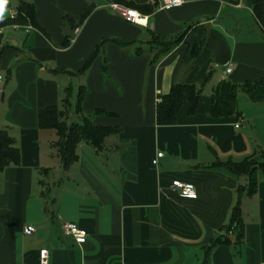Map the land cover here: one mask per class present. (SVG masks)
Returning <instances> with one entry per match:
<instances>
[{
    "label": "crops",
    "instance_id": "crops-1",
    "mask_svg": "<svg viewBox=\"0 0 264 264\" xmlns=\"http://www.w3.org/2000/svg\"><path fill=\"white\" fill-rule=\"evenodd\" d=\"M25 1L40 27L12 20L21 0H0V129L21 152L20 165L0 171V264H41V249L49 264H264V177L253 196H242L244 240L229 233V242L212 246L248 180L208 167L264 149V98L253 101L240 90V116L212 115L211 94L222 80L264 78V27L253 0H191L170 10L160 9V0H124L155 6L152 13L129 7L141 23L111 8L117 0ZM89 5L74 35L67 17L78 22ZM68 35L74 40L64 46ZM155 35L181 39L158 57ZM207 74L197 111L189 112L185 95L176 123L158 125L159 99L175 83L202 84ZM82 88L78 119L117 131L100 150L80 141L66 167L58 133L39 127L38 112L58 106L67 121ZM176 178L195 184L197 198L175 193ZM65 222L86 230L85 240L65 234ZM27 226L35 231L26 234Z\"/></svg>",
    "mask_w": 264,
    "mask_h": 264
},
{
    "label": "trees",
    "instance_id": "trees-1",
    "mask_svg": "<svg viewBox=\"0 0 264 264\" xmlns=\"http://www.w3.org/2000/svg\"><path fill=\"white\" fill-rule=\"evenodd\" d=\"M119 3L139 9L145 13H152L155 6L152 4L138 5L124 0H117ZM93 6L89 5L83 11L78 22L72 21L67 17V21L74 29L76 25L81 24L93 11ZM253 10L259 22L264 27V0H253ZM16 23L30 22L35 26H39L36 19V8L33 3L21 0L18 14L12 19ZM40 27V26H39ZM180 36V35H179ZM170 40L159 36H153V49L159 50L157 56L164 55L170 52L180 41L181 37ZM73 35H68L63 45L68 46ZM113 41L125 45L132 41H123L113 39ZM202 44L195 47L193 59L199 56ZM153 62V61H152ZM88 64L77 72L83 73ZM210 74V73H209ZM209 74L202 84H189L184 82L175 83L170 92L161 97L157 104L156 122L158 125H173L177 121V114L183 105L184 96L187 95L190 100L191 114L197 111L199 99L203 93L204 84L208 79ZM242 90L246 92L253 101H258L264 98V78L256 82H244L236 84L230 80H222L212 91L211 97L213 101L212 115L215 118H227L232 116H240V111L237 108V93ZM87 91L82 88L78 95L77 109H81L82 102ZM39 127L45 129H55L59 136L58 147L61 161L64 166L70 165L77 159L76 146L85 140L90 142L96 149L100 150L103 147L104 139L110 134L117 131L116 127H109L96 124L90 117H84L81 122L68 123L65 120V112L58 106H49L39 110L38 112ZM264 152H255L253 155L246 157L240 162L227 160L225 162H217L208 167L217 165L224 166L228 171L237 175L245 176L248 184L244 187L240 186L238 191V199L233 207L229 223L222 226L221 230L224 234H217L213 238L212 246L218 243H227L229 238L227 235L232 233L235 236V241L241 243L245 238V222L243 220L241 201L242 196H253L257 191V185L260 177H264ZM21 163V152L14 137L5 129H0V171H3L9 166H18ZM210 246V247H212Z\"/></svg>",
    "mask_w": 264,
    "mask_h": 264
},
{
    "label": "built area",
    "instance_id": "built-area-1",
    "mask_svg": "<svg viewBox=\"0 0 264 264\" xmlns=\"http://www.w3.org/2000/svg\"><path fill=\"white\" fill-rule=\"evenodd\" d=\"M191 0H160V9L162 10H170L175 7L182 6L186 3H188ZM110 7L116 10L122 17H124L127 21L133 22V23H141L139 19L144 18L138 11L135 9L126 7L122 4L118 3H111ZM31 26L28 27L27 30H29ZM79 28H76L74 30V35L78 34ZM74 40V38H71V42ZM232 71V65L230 64L226 70L224 77L229 74ZM3 83V77L0 75V87ZM161 99H159L160 101ZM240 126L239 123L235 124V127L238 128ZM163 155L162 152L157 153V158L153 160V164L158 163V158ZM172 190L184 198L189 199H196L197 189L195 184L191 182L183 181L179 178L173 179L171 182ZM35 231V228L33 226H27L24 228V232L26 234H31ZM63 231L67 235L73 236L78 242H83L85 238L87 237L88 233L86 230L80 228L77 224L71 223V222H65L63 224ZM40 261L41 264H49V251L47 249H41L40 250Z\"/></svg>",
    "mask_w": 264,
    "mask_h": 264
},
{
    "label": "rangeland",
    "instance_id": "rangeland-1",
    "mask_svg": "<svg viewBox=\"0 0 264 264\" xmlns=\"http://www.w3.org/2000/svg\"><path fill=\"white\" fill-rule=\"evenodd\" d=\"M75 86H76V80H75ZM72 106L70 108L71 111H69V115L67 117V121L69 123H73V122H80L81 121V118L78 119V117L76 116V103H77V96L76 94L73 96L72 98ZM241 104L243 105V101H241ZM240 124V122H237ZM264 133V132H262ZM255 134H257V129H255ZM257 136V135H256ZM260 152H264V149H262Z\"/></svg>",
    "mask_w": 264,
    "mask_h": 264
},
{
    "label": "bare ground",
    "instance_id": "bare-ground-1",
    "mask_svg": "<svg viewBox=\"0 0 264 264\" xmlns=\"http://www.w3.org/2000/svg\"><path fill=\"white\" fill-rule=\"evenodd\" d=\"M143 20H144V18L139 19L140 22H142Z\"/></svg>",
    "mask_w": 264,
    "mask_h": 264
}]
</instances>
